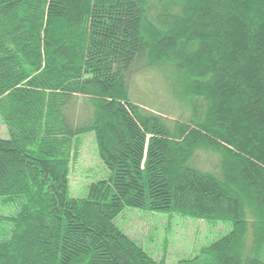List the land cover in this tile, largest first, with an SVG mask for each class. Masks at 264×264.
Here are the masks:
<instances>
[{
  "label": "trees",
  "instance_id": "trees-1",
  "mask_svg": "<svg viewBox=\"0 0 264 264\" xmlns=\"http://www.w3.org/2000/svg\"><path fill=\"white\" fill-rule=\"evenodd\" d=\"M0 116V264H167L126 208L230 227L178 264H264V0H0Z\"/></svg>",
  "mask_w": 264,
  "mask_h": 264
},
{
  "label": "rangeland",
  "instance_id": "rangeland-1",
  "mask_svg": "<svg viewBox=\"0 0 264 264\" xmlns=\"http://www.w3.org/2000/svg\"><path fill=\"white\" fill-rule=\"evenodd\" d=\"M151 79L141 88L150 85ZM147 92H150L146 89ZM9 133L0 116V139H8ZM144 149V163L151 152V139L147 140ZM149 145V146H148ZM161 151V149H159ZM107 175L99 159L93 135L84 138L81 144L80 157L70 173L69 196L72 198L87 197L89 187L102 181L106 185ZM0 199V213H5ZM160 213L149 210L126 208L116 219V224L126 235L137 242L153 258L167 264H178L183 260L196 258L203 247L209 246L217 238L226 235L230 227L213 226L207 220L186 219L178 214ZM198 260L194 263L198 264Z\"/></svg>",
  "mask_w": 264,
  "mask_h": 264
}]
</instances>
